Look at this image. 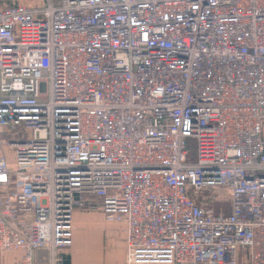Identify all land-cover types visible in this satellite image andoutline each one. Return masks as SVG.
Wrapping results in <instances>:
<instances>
[{
  "label": "built area",
  "instance_id": "2783aa9c",
  "mask_svg": "<svg viewBox=\"0 0 264 264\" xmlns=\"http://www.w3.org/2000/svg\"><path fill=\"white\" fill-rule=\"evenodd\" d=\"M98 207L126 264H264V0L0 7V264Z\"/></svg>",
  "mask_w": 264,
  "mask_h": 264
},
{
  "label": "crops",
  "instance_id": "0c3cea01",
  "mask_svg": "<svg viewBox=\"0 0 264 264\" xmlns=\"http://www.w3.org/2000/svg\"><path fill=\"white\" fill-rule=\"evenodd\" d=\"M52 1L57 2L58 0ZM47 2L48 0H19V3L30 7L41 6ZM73 224V245L62 252L67 264H126L125 226L123 224L108 222L100 207L77 210ZM104 238L111 239V245L106 248L103 245ZM40 256L43 254L39 252L37 254L38 264H45L39 262Z\"/></svg>",
  "mask_w": 264,
  "mask_h": 264
},
{
  "label": "rangeland",
  "instance_id": "374dc122",
  "mask_svg": "<svg viewBox=\"0 0 264 264\" xmlns=\"http://www.w3.org/2000/svg\"><path fill=\"white\" fill-rule=\"evenodd\" d=\"M15 2L16 3L17 2L19 3V0H0V6L7 5V4H12V3H15ZM188 149H189V151H190L191 154H194L195 155V153L197 152V146H196L195 140H190ZM110 241H111V239L109 240L107 238H104V240H103L104 248H106L108 245H111V242ZM116 246H118V243H116ZM4 257H7V256L0 255V258H4Z\"/></svg>",
  "mask_w": 264,
  "mask_h": 264
},
{
  "label": "trees",
  "instance_id": "16d2710c",
  "mask_svg": "<svg viewBox=\"0 0 264 264\" xmlns=\"http://www.w3.org/2000/svg\"><path fill=\"white\" fill-rule=\"evenodd\" d=\"M10 5H12V4H7V5H5V6H10Z\"/></svg>",
  "mask_w": 264,
  "mask_h": 264
}]
</instances>
